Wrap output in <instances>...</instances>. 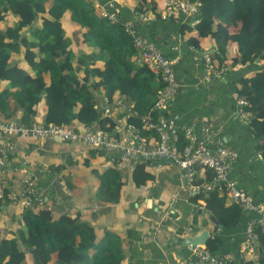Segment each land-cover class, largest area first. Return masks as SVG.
<instances>
[{
    "label": "trees",
    "instance_id": "obj_1",
    "mask_svg": "<svg viewBox=\"0 0 264 264\" xmlns=\"http://www.w3.org/2000/svg\"><path fill=\"white\" fill-rule=\"evenodd\" d=\"M134 1L135 12L152 14L158 21H176L174 17L161 18L163 0ZM186 1L203 4L196 26L191 27L190 21L179 22L186 46L207 50L212 64L224 70L223 74L239 67L247 70L238 80L237 97L246 102L241 108L251 114L249 131L264 160V0ZM131 18L123 13L113 21L88 0H0V119L29 125L42 115L46 125L69 126L75 131L83 126L113 133L115 122L103 118L102 105L96 107V103L105 97L111 103L120 96L133 106L130 122L139 135L147 143L157 139V133L144 126L141 117L151 111L165 84L139 61L140 53L123 25ZM142 27L138 26L139 30L148 36ZM3 82L9 87L2 88ZM41 104L44 111L40 113ZM152 113L157 122L159 114ZM177 142L180 151L187 145L182 131ZM13 156L11 153L10 158ZM63 167L51 170L60 173ZM214 176L211 169L198 167L195 184L202 188ZM122 178L120 172L107 168L98 177V196L119 203ZM150 180L153 174L147 165L137 164L132 173L134 186L139 188ZM222 189L200 190L190 199L195 204L203 202L204 210L216 218L223 233L238 225H244L245 232L248 215ZM13 203L5 189L0 197V264H26L28 255L34 264L126 261L127 249L117 234L108 230L98 234L91 222L81 219L83 213L55 216L46 209V203L42 208ZM13 212L20 226L11 231L5 228L4 216ZM256 231L257 264H264V234L259 228ZM227 243L215 234L205 246L211 255L219 256ZM240 259L237 257L233 264H255Z\"/></svg>",
    "mask_w": 264,
    "mask_h": 264
},
{
    "label": "crops",
    "instance_id": "obj_2",
    "mask_svg": "<svg viewBox=\"0 0 264 264\" xmlns=\"http://www.w3.org/2000/svg\"><path fill=\"white\" fill-rule=\"evenodd\" d=\"M114 3V10L121 13L120 16L124 13L128 18L133 17L134 0H114ZM174 19V22L154 19L142 25L143 31L160 46L162 52L178 62L176 71L181 91L171 114L178 116V124L183 127L191 124L221 127L227 148L237 155L232 163L233 180L257 204L262 203L264 160L259 157L257 141L250 134V122L236 116L240 109L238 80L247 70L239 67L228 70L219 78L210 76L203 61V53L207 50L186 46L180 34L179 22L190 21L191 25L194 19L181 14L174 16ZM1 86L7 88L9 83L3 82ZM100 105L96 103V106ZM43 111L44 104H41L39 112ZM39 121L44 122L42 115L34 120ZM85 129L79 126L77 131L83 132ZM3 140L7 142L9 138L4 137ZM15 144L16 152L10 158L9 169H21L27 157L28 170L34 172L37 178L35 186L45 197L46 209L55 216L83 213L81 219L91 222L98 234L104 230L117 234L127 249L123 264H175L192 253L190 246H184L186 238L204 231L209 233V237L218 234L229 241L222 253L235 257L240 254L244 225H238L228 233L220 231L216 218L204 212L203 202L193 203L188 194L180 190L179 170L176 167H149L153 180L139 188L132 182L133 171L120 172L124 187L119 203L113 204L98 196L101 180L98 177L111 168L103 151L57 139L22 138L16 140ZM59 165H64L62 171L54 173L51 167ZM11 176L10 190L13 194L21 188L23 176ZM175 194H178V199L172 203ZM4 222L7 230L14 231L19 227L14 212L5 214ZM13 222L17 223L14 227ZM152 226L155 227L154 233ZM28 256L26 263L31 260V264H34L31 256Z\"/></svg>",
    "mask_w": 264,
    "mask_h": 264
},
{
    "label": "built area",
    "instance_id": "obj_3",
    "mask_svg": "<svg viewBox=\"0 0 264 264\" xmlns=\"http://www.w3.org/2000/svg\"><path fill=\"white\" fill-rule=\"evenodd\" d=\"M95 1L100 4L103 15L113 21L119 19V14L114 10V0ZM162 2V19L169 20L181 14L185 18L194 19L191 22L192 26L199 23L197 17L203 6L202 2L191 3L186 0H163ZM154 19L150 14L135 12L131 19L123 21V25L140 53L141 64L145 65L150 72L159 75L165 84L151 111L141 117L144 126L157 133V139H152L147 143L146 139L139 135L138 129L130 122L134 114L133 106L128 105L126 100L120 96H115L111 103L107 97L97 102L102 105V117L115 122L116 128L113 133L95 128H86L80 132L69 126L46 125L40 121L23 125L0 119V138L11 139L5 143L0 142V197L7 189L14 203H20L23 207L42 208L46 203L44 195L36 189L37 178L29 173L27 157L23 160L21 169H9L10 154L16 149L15 141L22 138L46 141L59 139L78 143L93 150H101L108 161V167L118 172L133 171L139 163L146 164L147 169L152 166L157 169L167 165L173 166L179 170L180 190L186 192L189 197H193L200 190L210 192L225 188L229 199L242 206L248 217L238 257L241 258L240 260H252L257 264L258 235L256 230L259 228L264 234V201L257 204L253 197L239 188L233 180L232 163L237 155L234 150L227 148L221 127L209 124L200 125L199 129L195 124L183 127L178 124V116L171 114L172 106L181 91L176 71L178 62L166 56L158 45L138 28V26L149 24ZM203 60L210 76L219 78L223 75L224 70L214 67L208 52L203 53ZM239 103L240 109L236 116L249 121L251 114L244 112L241 108L246 105V102L240 101ZM152 112L159 114L157 122H154ZM179 131L184 133L187 140V145L182 151L179 150L177 142ZM259 157L262 158L261 155ZM198 167L211 169L215 173L213 180L204 184L202 188L195 184V172ZM22 173H24L22 186L12 194L11 175L20 174L22 176ZM177 199L178 194H175L172 203ZM236 258L230 253L213 256L207 251L206 246H196L189 257L178 260L175 264H233Z\"/></svg>",
    "mask_w": 264,
    "mask_h": 264
},
{
    "label": "water",
    "instance_id": "obj_4",
    "mask_svg": "<svg viewBox=\"0 0 264 264\" xmlns=\"http://www.w3.org/2000/svg\"><path fill=\"white\" fill-rule=\"evenodd\" d=\"M259 61L260 60L258 59L257 63H259ZM204 212L207 215L211 216L210 212L208 211H204ZM208 239H209V233L204 231L203 233L197 236H188L185 240L184 246H187V247L190 246L192 249H194L196 246H205L207 244Z\"/></svg>",
    "mask_w": 264,
    "mask_h": 264
},
{
    "label": "rangeland",
    "instance_id": "obj_5",
    "mask_svg": "<svg viewBox=\"0 0 264 264\" xmlns=\"http://www.w3.org/2000/svg\"><path fill=\"white\" fill-rule=\"evenodd\" d=\"M88 1L92 2V4L94 5L95 8H97L98 10H101V8L99 7L100 4H98V2H96L95 0H88ZM66 24H68V23L66 22ZM68 30H69V33H70V28H69ZM14 152H16V149H15ZM14 152H13V153H14ZM29 173L34 174V172H32V171H30V170H29ZM22 176H23V178H24V173H22ZM13 204L16 205L17 203H13ZM21 206H22V205H21ZM150 208L153 209L152 206H151ZM15 217L17 218V216H15ZM12 221H13V220H12ZM11 224H13V227H14V225H16L17 223H14V222H13V223H11ZM18 226H20V225H18ZM9 228H12V227H9ZM17 228H18V227H17ZM154 228H155V227L152 226V231H153V233H154ZM151 236H153V234H151ZM28 258H30V256H28ZM31 262H32V261L29 260L26 264H31Z\"/></svg>",
    "mask_w": 264,
    "mask_h": 264
}]
</instances>
